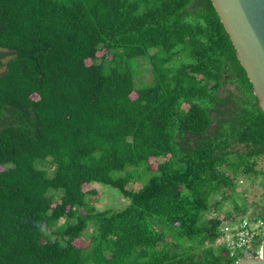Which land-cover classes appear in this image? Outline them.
Returning <instances> with one entry per match:
<instances>
[{
	"label": "trees",
	"instance_id": "16d2710c",
	"mask_svg": "<svg viewBox=\"0 0 264 264\" xmlns=\"http://www.w3.org/2000/svg\"><path fill=\"white\" fill-rule=\"evenodd\" d=\"M0 46L13 54L0 73V264L243 255L216 244L241 206L216 211L258 172L264 111L211 0H0ZM138 56L152 82L137 84ZM143 163L155 174L130 188ZM93 182L130 203L97 210Z\"/></svg>",
	"mask_w": 264,
	"mask_h": 264
},
{
	"label": "rangeland",
	"instance_id": "374dc122",
	"mask_svg": "<svg viewBox=\"0 0 264 264\" xmlns=\"http://www.w3.org/2000/svg\"><path fill=\"white\" fill-rule=\"evenodd\" d=\"M98 54L102 55L103 51H99ZM12 56L13 54L9 49L0 46V61L2 62L0 65V73L6 69V63ZM88 62H90V60ZM131 65L136 72L135 80L137 84L149 83L154 80L152 65L146 56L132 58ZM233 86V83L227 84L228 88L232 89ZM259 160L260 163L257 165L258 172L250 175L241 174L239 176V189L232 193L231 200L227 199L220 208H217L216 213L220 217L224 218L227 211H234V205L237 202L241 206V211L238 216L248 219L252 226L256 225V221L252 219L253 215L264 212V157L260 158ZM150 161H152V164L155 168L157 166L158 160L151 158ZM129 168L134 174L133 180L129 184V187L133 189L142 187L148 182L149 178L155 174L154 170L150 171L146 169L144 163L131 165ZM53 172L54 170L52 173ZM85 189H94L95 192L89 194L87 200H89L91 204L95 205L97 210H120L125 208L130 203V199L124 196L119 188H116L110 184L93 182L91 184L85 185ZM63 220L64 219H62V221ZM92 228L93 226L90 225L87 229V236L92 233ZM263 235L264 232L261 233L260 237L262 238ZM76 243L79 245H86L87 238H79L76 240ZM260 248L261 244L257 245L256 249L259 250Z\"/></svg>",
	"mask_w": 264,
	"mask_h": 264
},
{
	"label": "water",
	"instance_id": "95a60500",
	"mask_svg": "<svg viewBox=\"0 0 264 264\" xmlns=\"http://www.w3.org/2000/svg\"><path fill=\"white\" fill-rule=\"evenodd\" d=\"M264 111V0H211ZM234 264H264L260 253L245 252Z\"/></svg>",
	"mask_w": 264,
	"mask_h": 264
},
{
	"label": "built area",
	"instance_id": "2783aa9c",
	"mask_svg": "<svg viewBox=\"0 0 264 264\" xmlns=\"http://www.w3.org/2000/svg\"><path fill=\"white\" fill-rule=\"evenodd\" d=\"M242 181V180H241ZM252 219L256 225L252 226L250 221L245 217H238L233 220H226L222 226V234L217 238L216 244L227 249L230 254L245 253L250 250L257 251V245L261 244L263 237L260 235L264 232V212L254 214Z\"/></svg>",
	"mask_w": 264,
	"mask_h": 264
}]
</instances>
